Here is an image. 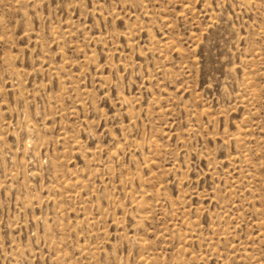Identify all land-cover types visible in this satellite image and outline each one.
Wrapping results in <instances>:
<instances>
[{
  "label": "rangeland",
  "instance_id": "374dc122",
  "mask_svg": "<svg viewBox=\"0 0 264 264\" xmlns=\"http://www.w3.org/2000/svg\"><path fill=\"white\" fill-rule=\"evenodd\" d=\"M0 264H264V0H0Z\"/></svg>",
  "mask_w": 264,
  "mask_h": 264
},
{
  "label": "snow or ice",
  "instance_id": "6c2138e0",
  "mask_svg": "<svg viewBox=\"0 0 264 264\" xmlns=\"http://www.w3.org/2000/svg\"><path fill=\"white\" fill-rule=\"evenodd\" d=\"M89 3H90V0H89ZM122 23L123 22L121 21L120 25H122ZM110 26L111 25L109 24V27ZM117 71H121L122 72L124 70L122 68H118V69L112 71V73H111V81L109 82V84H107L105 86V91H107L108 88H111L112 92H113V95H114L115 91L117 90V87H118V84H119V81H120V77H118L116 75ZM105 73H107V66H105ZM124 79L126 80L127 77L125 76ZM101 98L104 99V103H105V105H107V99L103 97V93H101ZM110 111H114V109H110ZM98 127H103V125H99Z\"/></svg>",
  "mask_w": 264,
  "mask_h": 264
}]
</instances>
